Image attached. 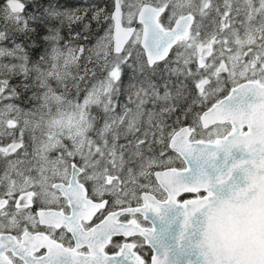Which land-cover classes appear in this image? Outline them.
I'll return each instance as SVG.
<instances>
[{"label":"snow or ice","instance_id":"1","mask_svg":"<svg viewBox=\"0 0 264 264\" xmlns=\"http://www.w3.org/2000/svg\"><path fill=\"white\" fill-rule=\"evenodd\" d=\"M24 7L0 6V42ZM45 19L43 41L0 47V264H222L211 221L264 169V0H96ZM70 60L53 134L37 102ZM234 148L247 158L229 167Z\"/></svg>","mask_w":264,"mask_h":264},{"label":"clouds","instance_id":"2","mask_svg":"<svg viewBox=\"0 0 264 264\" xmlns=\"http://www.w3.org/2000/svg\"><path fill=\"white\" fill-rule=\"evenodd\" d=\"M67 65H75V62L70 60ZM70 76L71 68L66 66L62 78ZM41 98L46 109H56L51 111L45 124L51 126L53 134L66 133L63 114L72 112V100L66 95L47 93V89ZM78 126L77 121L71 131L75 133ZM244 188L246 191L241 198L212 220L208 231V243L222 264H264V169L250 170Z\"/></svg>","mask_w":264,"mask_h":264},{"label":"trees","instance_id":"3","mask_svg":"<svg viewBox=\"0 0 264 264\" xmlns=\"http://www.w3.org/2000/svg\"><path fill=\"white\" fill-rule=\"evenodd\" d=\"M96 2V0H84L81 2L80 0H29L27 1L26 9L24 15H27V23L26 26L15 27V30L12 31V35H15L16 39L21 43V45L30 44L33 40L43 41V37L48 34V24L50 23L45 19L48 10L53 6L64 10H79L89 8L92 3ZM4 5L0 0V6ZM90 15V13H89ZM95 23V22H94ZM2 24V22H1ZM65 32L68 31L67 28L64 29ZM45 45L42 43L39 47H33L28 49L29 59L31 61L39 60L40 56L44 51ZM71 68V76L67 78L66 84L70 93L75 92V89L72 87L73 78L77 74V64L70 66ZM68 98L73 97L70 94H64ZM199 111L200 109H195ZM171 123V121H169ZM191 123L190 120H185L183 126H189ZM159 147V146H158Z\"/></svg>","mask_w":264,"mask_h":264},{"label":"rangeland","instance_id":"4","mask_svg":"<svg viewBox=\"0 0 264 264\" xmlns=\"http://www.w3.org/2000/svg\"><path fill=\"white\" fill-rule=\"evenodd\" d=\"M1 1H2V3L5 4V0H1ZM27 1H29V0H22V2L24 4H26ZM80 1L81 2H84V0H80ZM1 6H3V4ZM8 21H11V23L15 27H17V28L18 27H22L23 25L26 26V23H27V15H24V13L23 14H20V15L13 14L12 16H9V17H6L5 18V22H8ZM0 22H2V21H0ZM18 42L19 41L16 39L15 35H12V33H10L9 36L7 37V39H5L2 42H0V47L4 48L5 50H8V49H11L15 45H21V43H18ZM67 67H70V66L67 65ZM66 80L67 79L63 80V82H61L59 84V86L57 85V82L55 80H52V79H50L48 83H49V86L54 90V93L56 95H62L61 92H64L63 90L65 88L68 89V87H67L68 84H66V82H67ZM45 90L46 89L41 90L40 97H39V100L37 102L38 104H42L43 105V101H42V98H41V94ZM67 94H70L71 96H73V97H69V99H71L72 102H73V104H74L75 103V100H74L75 92L70 93V91L68 90ZM31 103H34V101L31 102ZM23 104L24 105H30V102L27 101V100H25V101H23ZM23 104L21 105L22 107L24 106ZM55 110H56L55 107H52L51 108V111H55ZM156 151H157V154H158V152H159V147L158 146L156 147ZM167 155H174V153H172V151L169 149V150H167ZM157 170H160V169H157ZM141 182L142 183L144 182L142 178H141Z\"/></svg>","mask_w":264,"mask_h":264},{"label":"water","instance_id":"5","mask_svg":"<svg viewBox=\"0 0 264 264\" xmlns=\"http://www.w3.org/2000/svg\"><path fill=\"white\" fill-rule=\"evenodd\" d=\"M25 9L26 7H24L22 12L19 13L18 15L23 14L25 12ZM221 156L223 157L224 162L229 167H231L232 164L237 163L240 160L247 158V153L242 151L240 148H234L231 150V153H222ZM241 171L242 169H236L234 174L239 175ZM192 195H195V194H192ZM165 215L171 221L169 227L171 229L172 234L179 232V230L182 228V216L177 212L175 208L167 210ZM150 219H151V214H150ZM128 239H131V238H128ZM182 264H186V262H182Z\"/></svg>","mask_w":264,"mask_h":264},{"label":"flooded vegetation","instance_id":"6","mask_svg":"<svg viewBox=\"0 0 264 264\" xmlns=\"http://www.w3.org/2000/svg\"><path fill=\"white\" fill-rule=\"evenodd\" d=\"M175 166H177V167H179L180 165H179V162H177L176 164H175ZM157 170V169H156ZM186 198H194V195H192V194H184V195H182V196H180L178 199L182 202L183 201V199H186ZM146 224H147V222H145ZM148 226H150V225H148ZM129 241H131V239H128Z\"/></svg>","mask_w":264,"mask_h":264}]
</instances>
